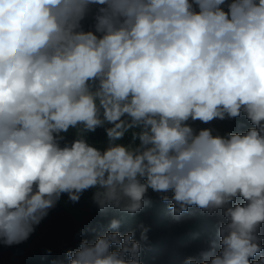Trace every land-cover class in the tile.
Instances as JSON below:
<instances>
[{"label": "clouds", "instance_id": "1", "mask_svg": "<svg viewBox=\"0 0 264 264\" xmlns=\"http://www.w3.org/2000/svg\"><path fill=\"white\" fill-rule=\"evenodd\" d=\"M51 210L50 264H264V0H0V264Z\"/></svg>", "mask_w": 264, "mask_h": 264}, {"label": "trees", "instance_id": "2", "mask_svg": "<svg viewBox=\"0 0 264 264\" xmlns=\"http://www.w3.org/2000/svg\"><path fill=\"white\" fill-rule=\"evenodd\" d=\"M103 131L102 129H98ZM155 203L150 204L149 209H152ZM70 212V208H66ZM145 213V214H146ZM67 215V214H66ZM139 216L136 215V217ZM66 216L51 210L49 216L37 227L35 233L29 238L31 239L27 245L31 249H38V260L40 264H50L52 260L63 259L67 250L66 245V230L63 227L62 220H65ZM109 218H103L102 227H106ZM140 233H136V239H139ZM48 250H51V255H48Z\"/></svg>", "mask_w": 264, "mask_h": 264}]
</instances>
